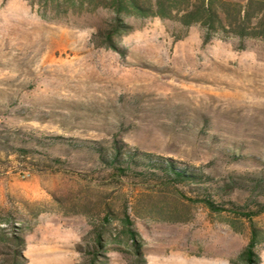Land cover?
Returning <instances> with one entry per match:
<instances>
[{
  "label": "rangeland",
  "instance_id": "obj_1",
  "mask_svg": "<svg viewBox=\"0 0 264 264\" xmlns=\"http://www.w3.org/2000/svg\"><path fill=\"white\" fill-rule=\"evenodd\" d=\"M133 26L115 51L0 0V264H138L132 242L145 264H244L252 226L264 264V199L247 180L264 177V40ZM113 140L210 179L123 175L88 149Z\"/></svg>",
  "mask_w": 264,
  "mask_h": 264
},
{
  "label": "trees",
  "instance_id": "obj_2",
  "mask_svg": "<svg viewBox=\"0 0 264 264\" xmlns=\"http://www.w3.org/2000/svg\"><path fill=\"white\" fill-rule=\"evenodd\" d=\"M36 15L47 22L65 23L79 30H87L99 36L106 47L117 51L115 37L133 29L138 21L157 18L176 22L186 31L191 26H199L203 31V43L215 34L230 35L239 39L246 37L264 40V0H246L244 3L229 0H24ZM103 165L113 168L123 175L135 171L166 184H198L210 178L196 168L188 167L171 160H165L124 149L123 144L113 140L110 150L101 147H88ZM236 159V156H232ZM137 171V170H136ZM248 190L264 199V177H248ZM211 211L222 208L210 198L198 200ZM258 212L264 213V201H254ZM131 234L130 229H127ZM4 235L0 234V244ZM100 236L97 235L99 244ZM13 242L22 247V237ZM260 243L255 228L251 227L248 242L240 258L244 264H256L255 247ZM134 258L138 264H145L143 254L132 242ZM19 253L11 264H18Z\"/></svg>",
  "mask_w": 264,
  "mask_h": 264
}]
</instances>
